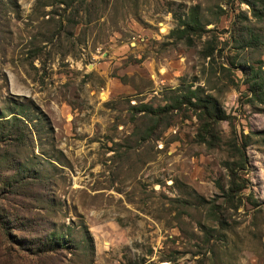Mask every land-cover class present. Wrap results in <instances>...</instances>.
I'll list each match as a JSON object with an SVG mask.
<instances>
[{
    "label": "rangeland",
    "instance_id": "374dc122",
    "mask_svg": "<svg viewBox=\"0 0 264 264\" xmlns=\"http://www.w3.org/2000/svg\"><path fill=\"white\" fill-rule=\"evenodd\" d=\"M0 264H264V0H0Z\"/></svg>",
    "mask_w": 264,
    "mask_h": 264
},
{
    "label": "trees",
    "instance_id": "16d2710c",
    "mask_svg": "<svg viewBox=\"0 0 264 264\" xmlns=\"http://www.w3.org/2000/svg\"><path fill=\"white\" fill-rule=\"evenodd\" d=\"M191 26H195V28H198V23L196 20V17L193 16L192 17V21H191ZM188 27V26H187ZM204 113L206 115V117H210V113L207 110L206 106H204ZM202 117H200L201 120ZM215 120L218 121H222L224 119H222L221 117H218V115H216L214 117ZM208 135L210 140L207 141H203L204 143L208 144V146H210L211 144H214V142L216 143V141H219L218 136H216V134L213 132L212 128L210 125H207L205 127V129L202 132V136L204 140V137ZM246 147V143H240L239 145L236 144L234 142L233 144V156L236 158L235 161H232L229 166H228V171H229V179H230V183H229V188H228V192L226 193V197L227 199H231L232 197H234L235 195H237L238 193H240L241 190H243L244 188V179L241 177L242 175V171L243 170V166H244V161H245V157H244V149Z\"/></svg>",
    "mask_w": 264,
    "mask_h": 264
}]
</instances>
